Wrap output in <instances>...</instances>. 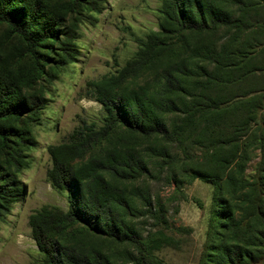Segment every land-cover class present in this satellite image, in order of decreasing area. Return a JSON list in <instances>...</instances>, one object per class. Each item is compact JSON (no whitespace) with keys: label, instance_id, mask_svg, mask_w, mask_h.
I'll return each instance as SVG.
<instances>
[{"label":"rangeland","instance_id":"1","mask_svg":"<svg viewBox=\"0 0 264 264\" xmlns=\"http://www.w3.org/2000/svg\"><path fill=\"white\" fill-rule=\"evenodd\" d=\"M33 1H39L61 21L57 40H47L45 47L39 50L45 57L39 64L43 67L40 77L25 51L22 36L12 33L6 23H0V85L13 83L25 94L44 99L43 106L24 109L2 124L7 139L3 146L0 136V171L7 167L8 154L12 151L27 152L32 165L18 176L23 191L20 196L0 204V264H33L40 259L41 253L32 238L30 217L44 207L58 209L60 214L68 211L67 194L54 189L47 180V171L52 167L47 147L70 142L75 130L100 119L101 106L92 100L93 82L116 74L138 50L139 39L159 31L160 0H96L101 7L97 10H91L86 3L88 0H81L78 6L70 4L71 0H23L22 4L9 9L26 21ZM208 1L217 13H228L240 20L241 32L234 28L217 29L203 36L188 35L184 38L189 47L181 46L183 38L174 36L170 41L174 48L153 58L140 75L130 81L132 86H153L160 71L178 59L207 67L214 59L213 50L216 48L220 53L228 44L234 43L240 52L250 55L260 51L258 47L264 44V26H261L264 0ZM42 15L35 30L46 20L47 16ZM50 47L54 48L50 50ZM197 67L195 76L184 79V92L173 96L176 111L164 114L172 130H185L179 140L147 139L121 129L104 145L107 148L129 146L144 151L147 157V174L118 182L129 196L128 209L119 214L130 235L139 236L142 248L130 241L121 243L94 235L79 223L63 225L67 230L65 238L70 243L104 253L107 264H145L144 258L149 255L163 264H199L214 210L224 225L220 232L223 238L216 243L231 245L235 226L228 217L232 210L236 224L244 221L245 225L237 231V237L242 235L238 238L241 249L252 254L253 264H264V240L258 239L264 226L261 219L253 215V206L245 196L249 191L246 187L255 178L258 157L252 154L246 164L236 162L232 168L236 177L239 170H246L241 194L220 197L213 184L195 178L197 171L208 168L205 163L208 146L218 148L208 142V136L204 141L199 139L200 129L186 130V126L191 125L189 112L194 101L188 95L197 93V87L204 81L203 71ZM251 85L233 86L220 94L234 98L242 92H251ZM54 119L57 131L53 128ZM2 177L0 172V187L5 183ZM247 219L252 220L249 232ZM156 245L158 249H154ZM215 253L206 250L208 264H212Z\"/></svg>","mask_w":264,"mask_h":264},{"label":"trees","instance_id":"2","mask_svg":"<svg viewBox=\"0 0 264 264\" xmlns=\"http://www.w3.org/2000/svg\"><path fill=\"white\" fill-rule=\"evenodd\" d=\"M22 2L1 0L0 23H6L12 33L22 36L25 51L36 65L37 76L40 77L43 67L39 64L45 57L39 50L45 47L47 40H57L61 18L39 1H33L26 14L27 20L23 21L9 9ZM80 2L71 0L70 4L78 6ZM160 2L159 31L139 39L138 50L116 74L93 82L92 100L101 106L100 119L75 130L70 142L47 147L52 161L47 180L54 189L67 194L68 211L60 214L58 209L44 207L30 217L32 238L41 253L40 259L33 264L108 263L104 253L83 244L70 243L65 238V224H83L94 235L107 236L121 243L130 241L139 248L143 246L138 235H130L119 214L121 210L128 209L129 196L118 182L147 174V157L144 151L129 146L107 148L104 145L110 143L121 129L147 139L179 140L185 130H172L164 114L176 111L173 96L184 92L183 81L196 75L197 65L185 59L170 62L160 71L151 87H134L130 81L136 79L159 53L174 48L170 43L174 36L183 38L181 46L189 47L184 38L188 35L203 36L217 29L234 28L241 32L240 20L228 13L212 10L208 0ZM86 3L91 10L101 9L96 0ZM42 14L47 16L46 20L35 30ZM53 48L50 47V50ZM258 48L260 51L252 55L240 52L234 43L225 45L220 53L215 48L212 62L207 67H197L203 71L204 81L197 87V93L188 95L194 101L189 112L191 125L188 124L186 130L196 132L200 129L198 137L201 141L208 136V142L218 146L214 149L208 146L205 160L208 168L197 171L195 178L213 184L216 195L220 197L242 193L246 170H239L236 177L232 168L236 162L237 165L246 164L252 154L258 157L255 178L246 187L249 191L245 192L248 193L245 196L253 206V215L261 219L264 226V44ZM246 84H253L249 93L242 92L234 98L220 94L223 89ZM43 105L44 99L25 94L13 83L0 85V136L3 146L7 139L3 121L19 115L24 109ZM53 123L57 131L55 119ZM6 164L7 167L0 171L5 181L0 187V204L12 202L23 192L18 176L31 168L32 160L27 152L18 150L8 154ZM233 216L231 210L228 221L235 226L230 239L232 243L220 245L216 241L223 238L220 233L224 227L223 219L216 210L213 211L205 251L199 264H208L207 249L216 252L214 260L210 261L212 264H253L252 254L243 251L239 245L238 238L242 235L237 237L240 227H245L244 221L236 224ZM246 222L249 232L252 220L247 219ZM258 239L264 240L263 231H260ZM158 248L157 245L154 247ZM144 263L163 264L153 255L144 258Z\"/></svg>","mask_w":264,"mask_h":264}]
</instances>
